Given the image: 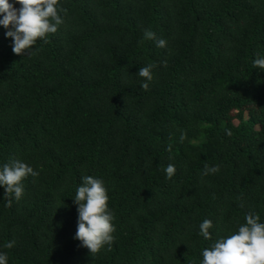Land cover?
<instances>
[{
  "label": "trees",
  "instance_id": "1",
  "mask_svg": "<svg viewBox=\"0 0 264 264\" xmlns=\"http://www.w3.org/2000/svg\"><path fill=\"white\" fill-rule=\"evenodd\" d=\"M59 3L65 23L23 56L0 25V169L18 159L39 172L11 206L0 185L7 264H201L247 213L264 223V0ZM84 175L103 180L115 217L93 256L75 238Z\"/></svg>",
  "mask_w": 264,
  "mask_h": 264
},
{
  "label": "clouds",
  "instance_id": "2",
  "mask_svg": "<svg viewBox=\"0 0 264 264\" xmlns=\"http://www.w3.org/2000/svg\"><path fill=\"white\" fill-rule=\"evenodd\" d=\"M20 7L17 9L9 0H0V25L7 30L6 35L13 38V52L25 55L30 52L38 38L46 40L47 34L56 33L59 26L65 23L64 15L67 10L59 3V0H18ZM11 26V27H10ZM144 38L154 40L157 47L166 48L165 39H157L156 34L150 29L144 30ZM167 67V60L161 62ZM149 64L142 66L138 74L145 78L141 83L142 89L149 88V82L153 79L152 68ZM253 67L264 70V56L257 55L253 61ZM231 135L230 130H226ZM184 134L181 135L183 140ZM171 151V146H169ZM166 178L174 176L176 168L168 164L164 169ZM219 165L209 167L204 165V175L219 172ZM31 175L39 176L28 164L12 159L4 163L0 169V185L4 186V199L7 206H11L12 199L20 200L24 194L22 180ZM109 197L101 178L92 175L81 177V183L76 189L74 203L78 205V230L76 237L83 242L93 256L108 245L111 247L114 241L115 231L114 213L108 206ZM243 206V205H241ZM245 223L239 224L238 230L226 236L217 238L209 248L202 252L201 264H264V223L260 222V216L249 212L244 217ZM213 222L204 219L199 224V234L206 240L212 239L210 229ZM15 241H9L5 247L11 248ZM0 264H7V253L0 252Z\"/></svg>",
  "mask_w": 264,
  "mask_h": 264
}]
</instances>
